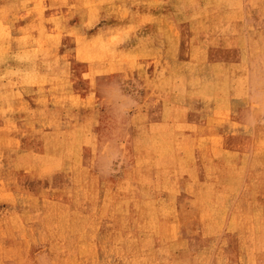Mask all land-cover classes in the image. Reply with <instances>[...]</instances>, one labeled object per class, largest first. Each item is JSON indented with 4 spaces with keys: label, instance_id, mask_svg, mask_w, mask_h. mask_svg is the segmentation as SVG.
Returning a JSON list of instances; mask_svg holds the SVG:
<instances>
[{
    "label": "rangeland",
    "instance_id": "rangeland-1",
    "mask_svg": "<svg viewBox=\"0 0 264 264\" xmlns=\"http://www.w3.org/2000/svg\"><path fill=\"white\" fill-rule=\"evenodd\" d=\"M0 264H264V0H0Z\"/></svg>",
    "mask_w": 264,
    "mask_h": 264
},
{
    "label": "bare ground",
    "instance_id": "bare-ground-1",
    "mask_svg": "<svg viewBox=\"0 0 264 264\" xmlns=\"http://www.w3.org/2000/svg\"><path fill=\"white\" fill-rule=\"evenodd\" d=\"M261 81V80H260ZM248 95V94H247Z\"/></svg>",
    "mask_w": 264,
    "mask_h": 264
}]
</instances>
